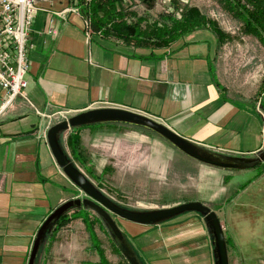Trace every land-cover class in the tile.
<instances>
[{
    "label": "crops",
    "instance_id": "crops-1",
    "mask_svg": "<svg viewBox=\"0 0 264 264\" xmlns=\"http://www.w3.org/2000/svg\"><path fill=\"white\" fill-rule=\"evenodd\" d=\"M48 6L50 12H38L29 32L34 49L28 54L25 93L31 105L17 98L0 116V264H27L43 220L71 197L64 190L74 187L40 137L57 112L69 117L100 107L132 110L217 154L247 158L264 145L257 108L216 80L218 48L209 31L193 32L150 54L147 48L89 36L85 18L70 0ZM53 19L57 34L52 36ZM115 126L101 125L114 131ZM100 131L70 132L83 138ZM197 216L155 227L125 221L123 231L142 264H214L211 237Z\"/></svg>",
    "mask_w": 264,
    "mask_h": 264
},
{
    "label": "rangeland",
    "instance_id": "rangeland-1",
    "mask_svg": "<svg viewBox=\"0 0 264 264\" xmlns=\"http://www.w3.org/2000/svg\"><path fill=\"white\" fill-rule=\"evenodd\" d=\"M129 1L139 15L144 12L138 0ZM154 1L153 9L147 15L150 19H156L172 0ZM188 3L206 14L229 36V40L218 48L216 80L231 96L251 102L264 125V46L257 39L244 35L218 0H190ZM61 120L57 117L54 122ZM119 126L122 125L115 126V131L104 130L101 125L85 126L90 130L101 128V131L97 136H78L80 148L77 154L69 148L71 130L61 135V144L75 166L116 204L131 210H146L200 202L216 214L223 227L228 240L229 264H264V163L245 170L214 168L186 157L150 132L134 126L127 129ZM71 185L74 187L72 192L64 190L71 194L68 200L83 198L84 195ZM75 211L69 212L68 216ZM194 214L198 215L183 214L162 225L186 222L195 218ZM91 215L97 216L93 211ZM113 219L122 231L127 226L125 221ZM198 219L197 224L208 233L205 221ZM104 230L98 225L95 227L107 261L128 264ZM52 240L39 264H97L99 260L91 248L85 226L78 218L59 230Z\"/></svg>",
    "mask_w": 264,
    "mask_h": 264
},
{
    "label": "water",
    "instance_id": "water-1",
    "mask_svg": "<svg viewBox=\"0 0 264 264\" xmlns=\"http://www.w3.org/2000/svg\"><path fill=\"white\" fill-rule=\"evenodd\" d=\"M37 1V0H36ZM100 124H123L147 129L163 139L171 147L179 150L183 155L201 164L214 168L249 169L264 161V154L255 158H244L226 154H217L201 147L191 140H187L173 132L164 123L158 122L147 115L122 108L100 107L99 109L85 110L66 119L57 121L46 132L47 144L52 153L55 164L61 169L65 178L73 184L84 197L72 198L58 205L40 225L33 238L27 264H35L39 252L46 238L57 226L58 220L72 210H91L105 225L108 234L113 239L119 252L122 253L128 264H142L129 240L124 237L122 230L115 223L119 218L128 223L155 227L173 220L183 214H198L205 221L209 236H211L214 264H229L228 250L223 227L216 214L207 206L197 201L179 203L175 206L161 209L136 210L127 209L116 204L106 194L101 192L94 183L70 160L61 144V135L72 129L85 128Z\"/></svg>",
    "mask_w": 264,
    "mask_h": 264
},
{
    "label": "trees",
    "instance_id": "trees-1",
    "mask_svg": "<svg viewBox=\"0 0 264 264\" xmlns=\"http://www.w3.org/2000/svg\"><path fill=\"white\" fill-rule=\"evenodd\" d=\"M70 1L74 3L80 15L85 18L91 34L104 39H114L125 46L147 48L151 51L150 54L153 50L169 48L178 39L201 30H207L214 36L217 48L229 40V36L206 14L197 7L179 0H172L168 7L166 6L157 14L156 19H150V16H147L149 10L153 9L154 0H138L144 11L141 15L133 9L134 5L129 0ZM218 2L223 10L242 28L244 35L257 39L264 46V0H218ZM100 125L115 126V124ZM79 129L81 128L75 130ZM140 129L150 132L147 129ZM70 136V151L77 154L80 148L79 139L74 135ZM94 178L99 179L98 177ZM76 218L80 219L85 226V231L91 241V248L99 259L97 264H110L103 254L95 232L96 225L100 229H105L106 232L107 229L98 216L91 215V210L83 209L76 210L71 216L64 215L58 220L57 226L46 238L35 264H39L43 252L48 251L47 244L53 241L52 238L58 231L67 227ZM122 233L129 240L127 234L124 231ZM113 244L116 245L114 241ZM117 251H119L118 248Z\"/></svg>",
    "mask_w": 264,
    "mask_h": 264
},
{
    "label": "built area",
    "instance_id": "built-area-1",
    "mask_svg": "<svg viewBox=\"0 0 264 264\" xmlns=\"http://www.w3.org/2000/svg\"><path fill=\"white\" fill-rule=\"evenodd\" d=\"M53 1L0 0V116L10 109L17 98L31 105L25 93L28 86L26 75L30 69L28 54L34 49L29 32L38 12H50L48 5H52ZM179 1L188 3L190 0ZM73 7L75 8L74 3ZM53 13L58 16L60 14L56 11ZM54 22V19L49 22L48 33L52 36L57 34ZM86 32L90 36L87 22ZM56 115L63 120L68 113L60 111ZM49 126L40 135L45 141L46 132L51 127Z\"/></svg>",
    "mask_w": 264,
    "mask_h": 264
},
{
    "label": "flooded vegetation",
    "instance_id": "flooded-vegetation-1",
    "mask_svg": "<svg viewBox=\"0 0 264 264\" xmlns=\"http://www.w3.org/2000/svg\"><path fill=\"white\" fill-rule=\"evenodd\" d=\"M263 154H264V148H263V150H262V152H261V155H263ZM262 163H264V161H263Z\"/></svg>",
    "mask_w": 264,
    "mask_h": 264
}]
</instances>
